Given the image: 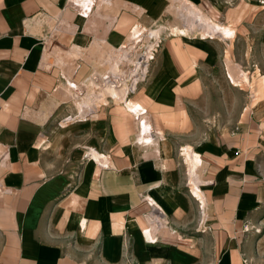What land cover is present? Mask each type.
<instances>
[{"label": "crops", "instance_id": "crops-1", "mask_svg": "<svg viewBox=\"0 0 264 264\" xmlns=\"http://www.w3.org/2000/svg\"><path fill=\"white\" fill-rule=\"evenodd\" d=\"M170 2L0 0V264H264V180L255 176L256 164L264 173V75L253 78L254 64L244 110L210 128L197 73L211 46L184 36H205L196 8L210 6L229 26V50L254 29L264 53V8ZM174 3L178 35L161 42L145 79L129 81L128 57L150 30L136 23L158 21ZM140 49L134 67L148 63ZM91 81L101 93L80 96ZM132 84L124 101H106ZM90 97L99 104L80 116ZM186 145L202 220L186 188ZM155 206L163 216L151 241L143 230ZM199 220L210 233L195 237Z\"/></svg>", "mask_w": 264, "mask_h": 264}, {"label": "rangeland", "instance_id": "rangeland-1", "mask_svg": "<svg viewBox=\"0 0 264 264\" xmlns=\"http://www.w3.org/2000/svg\"><path fill=\"white\" fill-rule=\"evenodd\" d=\"M172 1L173 0H171L170 5L173 4ZM177 1L178 3H180L179 0ZM257 1H258L257 3L262 8H264V3H262L261 0H257ZM174 4L175 5L167 8V12L165 13V15H163L158 21H155V22L142 21V22L136 23L141 30L145 27H150L153 29H157L160 27L156 31L157 38L155 41L158 40V35H159L158 32L162 31L160 35L159 43L153 50V58L150 59L147 63L148 65L147 72L152 66L151 63L154 60V57H155L154 55L156 54V50L161 45V42H164L166 38L169 36H174L172 35V33L178 34L175 31V24L180 25L181 22L177 14V8H176L177 3H174ZM201 9L203 10V12L200 9L196 8L198 14H200V16L204 19V21L207 24V26L205 27L201 26V29L203 32H204V29H209L210 36L204 32L205 36L201 37L199 34L195 32L194 29H191V28L189 29L190 33L184 36H186L185 37L186 40L187 39L192 40V41L200 40V41H204L210 44L211 46L210 48H208V54L209 53L211 54V56L213 57L212 59L213 61L211 59H208L210 61V66L208 65L205 72L202 71L203 69H200L197 75L202 74L203 77L207 81V88H206L207 99H208V103H207V116L208 117L206 118L207 126H209L210 128L223 129V127L225 128L226 125H228V123L230 122V119H231L230 115L234 114V112L236 111H243L245 108V105H246L245 101L248 95V91H247L248 87L246 84L249 81V78L250 80H252L251 74L253 71L252 69L254 67V64H255V69L257 70L255 71L253 78L257 80V79L262 78V75H264V53H262L263 50L260 48L261 42H262L261 34H260V31H255L254 29L249 30V32L245 34L248 40H245V41L242 39L244 35L240 34L239 37H235L234 47H231L233 52H231V49L229 50L228 48V44H230L229 38H228V35H230V31H229L230 29L228 28L229 26H227L228 24H226V22L223 23V21L222 23H220L221 21L220 18L216 16V12L210 6L207 8L201 7ZM250 25L254 26V23H251ZM148 34L144 42L142 40L138 42L134 55L128 57V60L131 65L130 71L134 67L135 59L141 53L140 46H144L145 42H147ZM127 40H128V35H127V38L124 40V42H126ZM247 47H252V52H249L247 54L246 53ZM226 51H228V53ZM215 52L218 53L216 54V56H215ZM214 59L216 62L214 61ZM98 72H102V71H98ZM133 77L135 76L133 75ZM91 85L94 88L88 85L87 83L84 85V88H80L79 90L80 96H83V94L86 95L91 92H94L95 94L101 93L102 88L96 86L95 83H93V81H91ZM126 98L127 97L121 100H114L113 96L109 94V96H106V101H121L122 102ZM91 100H92L91 101L92 107L90 108V110H92L95 105L97 106L99 104V103L96 104L92 98ZM193 108H194V114L197 116L198 108L196 106ZM221 112H222V117L219 118ZM90 113L91 112H89V114ZM82 114L83 113H81L80 116H83ZM74 118H76V115L75 116L70 115L67 119H65V121H63L64 119L63 118L60 122L67 123V122L72 121ZM183 147L187 148V152L189 151V157H191V160H192V164L190 165V167L188 166V170H190L188 171V177H189L188 183L189 184L186 188L188 192L191 194V196H193L196 199L198 215H199V218L202 220L204 217L202 213V209H204L203 211L205 212L206 202L205 200L201 202L192 192V188L197 187L198 185L197 184L198 174L193 169L194 160H193L192 152L194 150L189 145H186ZM90 152L92 151H89V153ZM183 158L186 159L185 157ZM255 176H256V179L264 180L263 168L262 166L258 164H256L255 166ZM197 190L199 193L203 195L202 191H200L198 188ZM153 208H155L157 212L160 211V209L157 206ZM155 209H154V212L150 214L151 218L149 219L148 226L143 230V232L146 230H151L152 236H154L152 233V228H155L156 226L159 225L157 221L160 219L158 218L157 213L155 212ZM201 220L197 222V227L199 228V230L192 232L194 233V235H196L195 237H197V235L199 234H205V233L209 234L210 233L208 229L206 230V227L202 224ZM200 222L201 224H199ZM258 232H260V229L258 230ZM153 239L155 240V237H153ZM126 263L134 264L133 260L131 261L129 260V258L126 260ZM244 263H246V260H244Z\"/></svg>", "mask_w": 264, "mask_h": 264}, {"label": "bare ground", "instance_id": "bare-ground-1", "mask_svg": "<svg viewBox=\"0 0 264 264\" xmlns=\"http://www.w3.org/2000/svg\"><path fill=\"white\" fill-rule=\"evenodd\" d=\"M179 29L180 26L178 24H175V31L177 33H179ZM157 29H153L150 28L149 30V34H148V38H147V42H145V51L143 52V56L145 58V62L149 61L153 55V50L155 49V47L158 45V42L155 41L156 40V31ZM167 32V31H166ZM204 32L210 36V30L209 29H204ZM178 35V34H177ZM147 65L146 63L143 64H138L136 65L131 73H130V80L129 81H134V82H138L139 80H143V77L145 75V71L147 70ZM133 75L135 77H133ZM145 79V78H144ZM137 84V83H136ZM136 84H132L129 85L127 87L121 88L120 89V85L114 90L112 91L110 94L111 96H113L114 100H121L124 99L125 97H127L129 92H133L135 89ZM93 87V86H92ZM94 88V87H93ZM60 104V103H59ZM92 107V104H90L89 106H87L86 109H84V111H81L83 114L85 112H88V110H90V108ZM67 119V118H65ZM65 119H63V121H65ZM181 153L182 155H184L186 153V149H181ZM89 157H90V153H88ZM154 206V205H153ZM146 232V233H145ZM143 233H145V238L149 239V240H154L151 234V230H146Z\"/></svg>", "mask_w": 264, "mask_h": 264}, {"label": "built area", "instance_id": "built-area-1", "mask_svg": "<svg viewBox=\"0 0 264 264\" xmlns=\"http://www.w3.org/2000/svg\"><path fill=\"white\" fill-rule=\"evenodd\" d=\"M261 2L264 3V0H261ZM140 114H142V113H140ZM157 216H158V218H162L163 211L161 209H160V211L157 212Z\"/></svg>", "mask_w": 264, "mask_h": 264}]
</instances>
